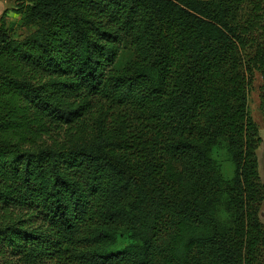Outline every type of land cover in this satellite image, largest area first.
I'll list each match as a JSON object with an SVG mask.
<instances>
[{
    "label": "trees",
    "instance_id": "16d2710c",
    "mask_svg": "<svg viewBox=\"0 0 264 264\" xmlns=\"http://www.w3.org/2000/svg\"><path fill=\"white\" fill-rule=\"evenodd\" d=\"M12 11L18 23L0 19V264H264L248 106L264 0Z\"/></svg>",
    "mask_w": 264,
    "mask_h": 264
},
{
    "label": "rangeland",
    "instance_id": "374dc122",
    "mask_svg": "<svg viewBox=\"0 0 264 264\" xmlns=\"http://www.w3.org/2000/svg\"><path fill=\"white\" fill-rule=\"evenodd\" d=\"M5 16L6 23H18L20 16L12 14V10H9ZM23 30H19L22 32ZM29 33V31H27ZM15 35V34H14ZM24 35V34H22ZM248 106L251 117L256 123L262 143L257 150V158L259 164V174L261 181L264 184V77L260 73H256L254 83L248 94ZM260 219L264 223V200L260 205Z\"/></svg>",
    "mask_w": 264,
    "mask_h": 264
},
{
    "label": "crops",
    "instance_id": "0c3cea01",
    "mask_svg": "<svg viewBox=\"0 0 264 264\" xmlns=\"http://www.w3.org/2000/svg\"><path fill=\"white\" fill-rule=\"evenodd\" d=\"M15 2H16V0H0V19L3 17L4 13L6 16V14H7L6 11H8L10 13L9 10L14 9ZM12 14H16V13L12 12Z\"/></svg>",
    "mask_w": 264,
    "mask_h": 264
}]
</instances>
